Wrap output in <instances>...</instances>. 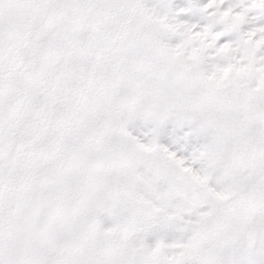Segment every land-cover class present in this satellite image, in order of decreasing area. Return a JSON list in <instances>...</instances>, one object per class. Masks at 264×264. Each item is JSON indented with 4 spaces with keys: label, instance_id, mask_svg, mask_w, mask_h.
I'll list each match as a JSON object with an SVG mask.
<instances>
[{
    "label": "snow or ice",
    "instance_id": "obj_1",
    "mask_svg": "<svg viewBox=\"0 0 264 264\" xmlns=\"http://www.w3.org/2000/svg\"><path fill=\"white\" fill-rule=\"evenodd\" d=\"M0 264H264V0H0Z\"/></svg>",
    "mask_w": 264,
    "mask_h": 264
}]
</instances>
